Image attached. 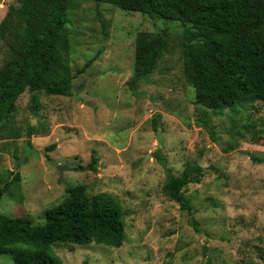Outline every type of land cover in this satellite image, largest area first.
<instances>
[{
  "label": "rangeland",
  "instance_id": "374dc122",
  "mask_svg": "<svg viewBox=\"0 0 264 264\" xmlns=\"http://www.w3.org/2000/svg\"><path fill=\"white\" fill-rule=\"evenodd\" d=\"M10 5L18 1L0 2V22ZM68 20L72 73L95 61L72 81L70 96L37 93L34 106L26 91L0 122V186L9 183L0 213L41 225L65 189L82 184L118 200L125 241L56 245L62 264H264V103L223 112L195 104L179 22L92 0H69ZM140 32L164 33L167 49L132 92ZM10 57L0 41V67ZM58 167L67 168L62 182ZM169 172L198 177L182 190L189 210L164 192ZM0 264H14L11 255Z\"/></svg>",
  "mask_w": 264,
  "mask_h": 264
},
{
  "label": "trees",
  "instance_id": "16d2710c",
  "mask_svg": "<svg viewBox=\"0 0 264 264\" xmlns=\"http://www.w3.org/2000/svg\"><path fill=\"white\" fill-rule=\"evenodd\" d=\"M17 1L0 22V41L11 50V57L0 67V122L14 113L17 99L26 91L34 93V106L37 93L70 96L72 81L95 61L90 59L72 73L66 32L69 0ZM92 1L181 23L185 27L183 76L193 89L195 104L223 112L241 103H264V0ZM166 49L164 33L155 37L146 32L137 34L134 69L127 82L132 92L153 73ZM159 123L157 115L152 119L154 131ZM28 129L31 137L34 129ZM158 159L162 161V157ZM97 162L92 157L88 169L95 171ZM198 182V177L187 172L177 177L169 172L163 190L171 201L189 210L182 190ZM8 184L0 186V200ZM124 241L125 224L118 200L90 194L82 184L66 188L63 200L44 212L41 225L0 213V255H11L14 264H62L54 254L56 245L94 243L120 248Z\"/></svg>",
  "mask_w": 264,
  "mask_h": 264
},
{
  "label": "water",
  "instance_id": "95a60500",
  "mask_svg": "<svg viewBox=\"0 0 264 264\" xmlns=\"http://www.w3.org/2000/svg\"><path fill=\"white\" fill-rule=\"evenodd\" d=\"M0 2H2V0H0ZM67 168H64V167H58V172H59V181L62 182L63 179H62V173L64 170H66Z\"/></svg>",
  "mask_w": 264,
  "mask_h": 264
}]
</instances>
